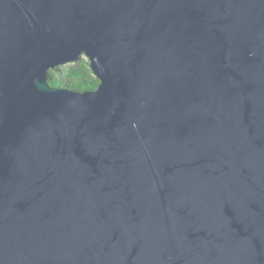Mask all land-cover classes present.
Masks as SVG:
<instances>
[{
	"label": "water",
	"instance_id": "water-1",
	"mask_svg": "<svg viewBox=\"0 0 264 264\" xmlns=\"http://www.w3.org/2000/svg\"><path fill=\"white\" fill-rule=\"evenodd\" d=\"M0 264H264V0H0Z\"/></svg>",
	"mask_w": 264,
	"mask_h": 264
},
{
	"label": "trees",
	"instance_id": "trees-1",
	"mask_svg": "<svg viewBox=\"0 0 264 264\" xmlns=\"http://www.w3.org/2000/svg\"><path fill=\"white\" fill-rule=\"evenodd\" d=\"M48 83L52 87L68 88L76 91L94 90L98 85L85 57L48 71Z\"/></svg>",
	"mask_w": 264,
	"mask_h": 264
}]
</instances>
